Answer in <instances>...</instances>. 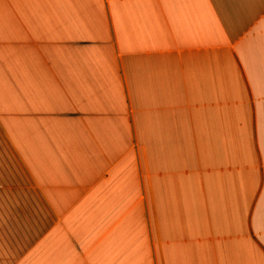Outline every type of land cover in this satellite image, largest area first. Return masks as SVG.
<instances>
[{
  "label": "crops",
  "instance_id": "crops-1",
  "mask_svg": "<svg viewBox=\"0 0 264 264\" xmlns=\"http://www.w3.org/2000/svg\"><path fill=\"white\" fill-rule=\"evenodd\" d=\"M0 264H264V0H0Z\"/></svg>",
  "mask_w": 264,
  "mask_h": 264
}]
</instances>
